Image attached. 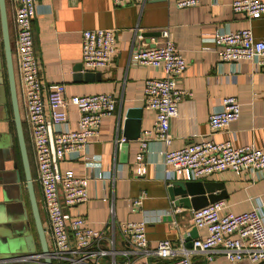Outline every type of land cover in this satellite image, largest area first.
I'll list each match as a JSON object with an SVG mask.
<instances>
[{
  "label": "crops",
  "instance_id": "crops-1",
  "mask_svg": "<svg viewBox=\"0 0 264 264\" xmlns=\"http://www.w3.org/2000/svg\"><path fill=\"white\" fill-rule=\"evenodd\" d=\"M234 1L198 0L196 6L186 9H177L175 0L121 7L115 6L114 0H42L36 5L32 36L43 84H64L67 97L111 94L115 99V112L101 120L96 140L80 154L67 156L59 163L61 170H72L77 175L91 178L88 202L66 209V214L70 218L86 219L94 230H103L110 222L114 226L108 233L113 240L109 254L97 262L90 260L88 264L159 262L154 254L159 241L169 240L176 247L177 255H181L182 248H191L189 242L206 235L205 231L192 225L193 210L175 206L169 198L168 187L179 181L164 170L162 152L165 146L159 141L148 142L144 164L136 163L139 139L155 121V112L144 107V82L149 78H161L162 74L150 67L133 66L130 63L133 52L172 41L187 63L177 88L188 95L180 102L177 116L170 120L172 140L168 150L206 139L229 141L235 146L252 145L264 150V69L248 61L221 64L213 43L216 33L243 29H251L256 40L264 39V15L248 19L243 14H235L231 9ZM259 1L264 3V0ZM5 3L18 91L14 62V5L10 0ZM95 29L116 31L115 53L108 68L94 72L93 79L74 82V69L82 60V33ZM146 34H153V37H145ZM1 43L0 24V48ZM1 64L4 105H0V143L11 139L9 153L16 159L21 182H16L12 163H5V171L0 172V243L23 239L22 233L27 232L33 235L38 248L22 178L2 54ZM226 97L238 100L240 116L226 130L211 134L208 117L220 110ZM22 125L34 176L35 167L29 157L31 140L27 126ZM63 129L77 130L75 108L68 109V121ZM202 182L223 184L226 199L222 201L226 202L227 211L239 214L258 206L264 222V171L245 170L240 175L226 171ZM37 189L34 186L36 199ZM141 194H144V200L140 208L132 209L129 202ZM40 215L42 219L41 211ZM125 222H144L148 241L146 251L135 250L123 241L118 226ZM42 224L44 226L43 219ZM180 238L184 239L182 248L178 243ZM124 252H128L127 257ZM191 263L230 264L222 255H214L211 261L202 255L193 256ZM237 264L249 263L244 260Z\"/></svg>",
  "mask_w": 264,
  "mask_h": 264
},
{
  "label": "built area",
  "instance_id": "built-area-1",
  "mask_svg": "<svg viewBox=\"0 0 264 264\" xmlns=\"http://www.w3.org/2000/svg\"><path fill=\"white\" fill-rule=\"evenodd\" d=\"M14 5L16 30L14 62L19 89L18 104L22 124L28 128L31 140L30 159L35 167L33 185L39 190L46 220L43 226L52 264H88L109 254L113 244L109 230H94L84 218H70L66 209L88 202L91 178L61 170L59 163L67 156L80 154L99 134L101 120L115 112V99L111 94L67 97L64 84H43L36 62L32 36L35 7L42 0H10ZM163 0H114V5L142 6ZM198 0H175L177 9L194 7ZM235 14L248 19L264 15V3L259 0H236L231 3ZM117 33L113 29L86 30L82 33V72H98L108 68L115 53ZM216 54L221 64L248 61L264 69V39L256 40L251 29L216 33L213 37ZM135 67H150L161 72V78L144 82V107L155 112L153 127L142 133L136 154V163L143 165L150 141L161 142L163 166L172 179L182 182L204 181L208 177L245 170L264 171V150L252 145L235 146L229 141L206 139L197 144L168 150L171 144L170 120L177 116L180 102L188 95L177 88L187 63L172 41L137 50L130 55ZM14 68V67H13ZM17 90V89H16ZM220 110L208 117L211 134L226 130L240 116V104L235 97L222 100ZM77 112V130L63 129L68 121V109ZM22 112V113H21ZM144 194L129 202L139 209ZM225 201L192 211L191 223L205 231L204 238L194 239L186 250L184 239H179L181 255L169 240L157 243L155 256L159 262L143 261L139 264H192L193 256H205L211 261L222 255L230 264L247 260L249 264H264V222L260 207L234 214L226 210ZM123 241L140 252L146 251L148 241L144 222H125L119 226ZM127 257L128 252L123 253Z\"/></svg>",
  "mask_w": 264,
  "mask_h": 264
},
{
  "label": "water",
  "instance_id": "water-1",
  "mask_svg": "<svg viewBox=\"0 0 264 264\" xmlns=\"http://www.w3.org/2000/svg\"><path fill=\"white\" fill-rule=\"evenodd\" d=\"M0 24L2 33V43L0 48V105H4L1 92L4 89L3 70L1 64V54L4 60V68L6 73V84L10 97L13 123L16 132V141L18 144L20 162L22 165V174L24 178V186L28 196L31 218L34 224L38 248L36 247L34 237L31 233L23 232V239H13L8 243H0V262L4 264H52L51 255L48 249V243L45 236L42 219L35 195L30 162L24 137V130L20 116V109L17 98L16 82L14 76L12 50L8 31V21L6 14L5 0H0ZM145 37H153V34H146ZM74 82L90 81L93 79L94 72H82V66L79 65L74 69ZM12 147V141L0 143V172L5 171V163H12V170L16 176V182L20 184L21 177L17 171L16 159L14 155H10L9 148ZM2 180V177L0 176ZM169 198L175 206H185L193 211L204 208L210 204L226 199V193L222 183L214 182H173L168 187ZM21 199V198H20ZM25 217L26 214L24 213ZM196 229H194L195 231ZM193 231V232H194ZM191 246V242H189Z\"/></svg>",
  "mask_w": 264,
  "mask_h": 264
},
{
  "label": "rangeland",
  "instance_id": "rangeland-1",
  "mask_svg": "<svg viewBox=\"0 0 264 264\" xmlns=\"http://www.w3.org/2000/svg\"><path fill=\"white\" fill-rule=\"evenodd\" d=\"M0 164H1V156H0ZM40 199H41V197H40V193H39V190H38V193H37V202H38V205H39L41 214H42V219L44 220V226H46L45 216L43 214V209H42V205H41V200Z\"/></svg>",
  "mask_w": 264,
  "mask_h": 264
},
{
  "label": "trees",
  "instance_id": "trees-1",
  "mask_svg": "<svg viewBox=\"0 0 264 264\" xmlns=\"http://www.w3.org/2000/svg\"><path fill=\"white\" fill-rule=\"evenodd\" d=\"M33 177V176H32ZM22 178H23V174H22ZM23 180H24V178H23ZM30 215H31V213H30Z\"/></svg>",
  "mask_w": 264,
  "mask_h": 264
}]
</instances>
